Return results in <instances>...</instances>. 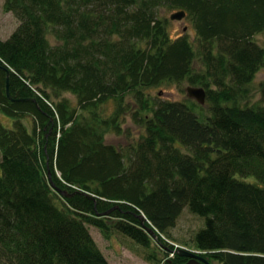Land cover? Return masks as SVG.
I'll return each instance as SVG.
<instances>
[{
	"label": "trees",
	"instance_id": "obj_1",
	"mask_svg": "<svg viewBox=\"0 0 264 264\" xmlns=\"http://www.w3.org/2000/svg\"><path fill=\"white\" fill-rule=\"evenodd\" d=\"M162 6L185 11L193 39L169 34ZM4 9L19 24L0 39L13 98L0 66V110L12 118L0 124V264H109L89 225L144 247L151 263L181 264L189 258L171 229L185 208L203 223L184 248L213 264H264V79L251 101L264 0H5ZM184 83L205 89L206 112L149 92ZM127 114L138 137L122 149L105 142L107 129L125 133Z\"/></svg>",
	"mask_w": 264,
	"mask_h": 264
},
{
	"label": "rangeland",
	"instance_id": "obj_2",
	"mask_svg": "<svg viewBox=\"0 0 264 264\" xmlns=\"http://www.w3.org/2000/svg\"><path fill=\"white\" fill-rule=\"evenodd\" d=\"M4 2L5 0H0V39L4 40L9 37V35L14 31L16 26L19 24V19L16 17L13 11H7L4 9ZM176 11V9H171L168 7L162 6L159 9L160 16L163 18H167L169 20L168 24V31L172 37H176L181 33H188L191 39L194 36V30L190 20L185 16L184 18L178 19H171L170 15ZM185 29V30H184ZM48 38L51 44L56 43V39L51 34H48ZM262 38L259 37V40ZM197 68V65H195ZM264 79V69L260 71L255 80L253 81V88L255 89V95L252 97L251 101H255L259 97L258 92V85L259 82ZM191 85H187L186 83L181 84L180 86L177 84L171 85H163L151 88L149 92L151 95L161 96L163 98L168 99H176L182 100L185 98H191L187 95V87ZM73 100L71 103L74 104V97L70 94H65ZM9 98V97H8ZM10 99V98H9ZM193 99V98H192ZM13 100V98L11 99ZM195 100V99H194ZM200 104V103H198ZM203 106V111H207V103L206 101L204 104H200ZM114 104L112 100L107 101L104 106L102 107L103 116L109 115L113 110ZM23 122L30 128L31 127V116L25 117ZM0 124L5 126H11L12 118L5 115L0 110ZM123 132L121 134H116L110 130H106L104 133L105 142L114 144L121 149L128 145L129 142L132 141L131 138L138 137L140 132V128L132 124L130 115L127 114L124 117V121L121 124ZM129 128V129H128ZM128 129V130H127ZM127 130V131H126ZM135 136V137H133ZM59 175V172H57ZM203 223V219L199 216L191 213L188 208H185L179 218L177 219L176 225L171 229V234L174 238V243L178 244L181 247H192L191 242V235L194 233L196 229H198ZM89 227V232L92 235L93 239L95 240L96 244L106 256L109 264H154L146 260L145 258V248L136 244L130 239L125 238L119 234L113 235L110 239L105 238L100 231L91 225ZM194 249V248H193Z\"/></svg>",
	"mask_w": 264,
	"mask_h": 264
},
{
	"label": "water",
	"instance_id": "obj_3",
	"mask_svg": "<svg viewBox=\"0 0 264 264\" xmlns=\"http://www.w3.org/2000/svg\"><path fill=\"white\" fill-rule=\"evenodd\" d=\"M186 16V13L184 10H179V11H176L174 13H172L170 15V18L171 19H182ZM185 30V29H184ZM1 68H3L4 70H6V92H7V96L12 99L9 95V91H8V80H9V68L4 64V65H0ZM187 95L193 99H195L198 103L200 104H204L205 102V98H206V94H205V89L203 87H200V86H188L187 87ZM48 175L51 176V173L48 171ZM50 181L52 182V178L50 177ZM53 184V183H52ZM57 191L62 195V196H65V197H70L76 193H79L81 191L79 190H75L73 192H69L67 189H61V188H58ZM89 198L95 200V196L90 194V193H87V192H84ZM139 219L141 221V223H144L145 221V215L144 214H139ZM148 232H150L154 238H156V234L155 232L149 228V227H146ZM177 253L178 255L180 256H185V257H188V261L184 262V263H181V264H211L202 254L196 252V251H192V250H189L187 248H184V247H179L177 250ZM168 264H172V261L170 259H168Z\"/></svg>",
	"mask_w": 264,
	"mask_h": 264
},
{
	"label": "bare ground",
	"instance_id": "obj_4",
	"mask_svg": "<svg viewBox=\"0 0 264 264\" xmlns=\"http://www.w3.org/2000/svg\"><path fill=\"white\" fill-rule=\"evenodd\" d=\"M9 70H10V69H9ZM49 172H50V170H49ZM48 176H49V175H48ZM50 177H51V176H49V179H50ZM64 197H65V196H64ZM211 264H213V263H211Z\"/></svg>",
	"mask_w": 264,
	"mask_h": 264
}]
</instances>
